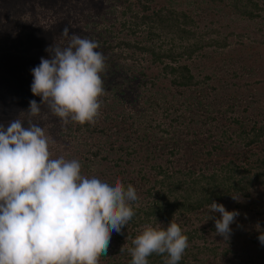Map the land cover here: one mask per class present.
I'll use <instances>...</instances> for the list:
<instances>
[{
	"label": "trees",
	"instance_id": "16d2710c",
	"mask_svg": "<svg viewBox=\"0 0 264 264\" xmlns=\"http://www.w3.org/2000/svg\"><path fill=\"white\" fill-rule=\"evenodd\" d=\"M15 1L26 16L41 4ZM112 2L108 19L99 21L102 33L70 26V34L98 42L106 58L105 95L95 123L58 119L55 126L39 125L46 135L58 124L55 136L65 132L66 141L50 145L52 158L61 156L59 150L67 152L64 158L78 160L87 178L120 179L136 189L135 215L122 234L112 233L99 264H131L128 249L144 226L166 228L171 221L188 237L178 264H264L258 240L264 222L254 223V209H246V217L237 205L264 189V0ZM9 3L13 0H0V8ZM31 21H23L11 36L15 42L0 41V124L5 128L18 117L25 127L29 120L35 123L37 117L24 113L39 98L31 92V70L41 57L50 58L45 49L68 24L65 19L57 31H45ZM60 36L55 44L66 46ZM213 201L239 212L228 241L216 235L220 214L211 212ZM210 236L214 239L208 241ZM237 238L253 251L241 245L231 249ZM166 259L154 253L148 261L166 264Z\"/></svg>",
	"mask_w": 264,
	"mask_h": 264
},
{
	"label": "clouds",
	"instance_id": "9594fccd",
	"mask_svg": "<svg viewBox=\"0 0 264 264\" xmlns=\"http://www.w3.org/2000/svg\"><path fill=\"white\" fill-rule=\"evenodd\" d=\"M61 35L67 45L47 47L50 58L31 70V92L41 101L31 100L24 113L38 117L44 107L64 124H94L105 95V55L68 25ZM24 124L19 117L6 128L0 124V264H99L112 233L122 234L135 215L136 189L120 179L87 178L76 159L52 158L45 130L31 120ZM210 208L220 214L216 235L228 240L239 212L215 201ZM258 240L264 245V232ZM132 245L131 264H149L154 253L178 264L189 246L174 221L166 228L145 225Z\"/></svg>",
	"mask_w": 264,
	"mask_h": 264
},
{
	"label": "rangeland",
	"instance_id": "374dc122",
	"mask_svg": "<svg viewBox=\"0 0 264 264\" xmlns=\"http://www.w3.org/2000/svg\"><path fill=\"white\" fill-rule=\"evenodd\" d=\"M5 1L9 2V0H5ZM18 3H19L18 1L13 0V3H9V6L0 8V11L2 13H5V12L7 13V16H3V15L0 16V41H2V43L8 42L7 44H11V42H15L16 39L14 37L11 38V36L14 35L17 32V30H19L22 27V25H24V23H22L23 21L28 22V20L30 19H32L31 21L32 23L42 25L43 28H46L45 31H49V30L57 31V24L60 21H64L65 19H67L68 20L67 25L69 27L71 26V29L81 28L85 30V33H88L91 35H95L92 33L93 30H95L96 32L99 31L100 33H102L103 24H99V21L103 19V18L101 19V17L104 16L107 18V16H109L108 6H111V7L113 6L112 0H41V4L38 6V9L33 11V13L35 14L33 16H30L29 14L26 16L16 9V5H18ZM92 9L95 12L91 11ZM12 20L15 22H13ZM60 35L61 34H57L55 36V40H56L55 43L57 44H60V41L62 39ZM145 73L146 75H148V71L147 72L145 71ZM149 74H152V73L149 72ZM24 76L25 75H23V77ZM2 92L3 91L0 92V98H3L1 97ZM39 98L37 99L38 104L41 101ZM138 107L143 108L144 104L140 103ZM138 107L137 109H139ZM50 116L52 117L48 119V117ZM32 118L34 119L35 117H32ZM58 119L60 118L54 116L53 114L51 115L50 112H48L46 108L42 107L41 115L38 116L37 119H35V123L39 125L42 124V125H45L46 127H49L50 125L55 123ZM160 122L162 124V121ZM165 124L166 123L163 124V127L165 126ZM55 125L56 124H53V126ZM59 125L60 124H58L53 129L52 133L55 131L54 135L52 133L48 135L51 141H54V143L50 144L51 146H55L57 142H60V139L63 142L66 141V138L64 137L65 132H63V130H62V133L59 134L60 136H55L57 135L56 131L59 132L58 130ZM71 142L72 141H70V144ZM59 152L61 153V156L63 157H66L68 154L67 152L65 153L64 151H61V150H59ZM237 205L239 208H244L246 217L249 216L246 209L248 210L254 209V212L258 214L255 216L256 218L253 221L254 223L260 222L261 220H263L262 222H264V189L262 188L257 189L256 191L252 193L249 199L237 200ZM211 239H214V237H211V236L207 237L208 241H210ZM223 239L224 238L221 236L219 238V241L221 242ZM237 240H238L237 242L238 245L230 246L231 249L238 251L237 247L241 245L243 247H248V250L253 251V249H251L252 245L248 241L242 243L241 239L237 238ZM227 241L225 244H223V246H227L228 244ZM255 249L256 248H254V251Z\"/></svg>",
	"mask_w": 264,
	"mask_h": 264
}]
</instances>
